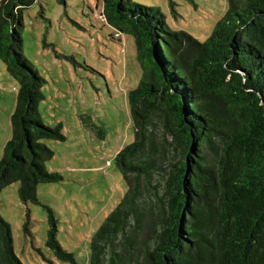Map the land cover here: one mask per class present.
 Listing matches in <instances>:
<instances>
[{
	"label": "trees",
	"instance_id": "obj_1",
	"mask_svg": "<svg viewBox=\"0 0 264 264\" xmlns=\"http://www.w3.org/2000/svg\"><path fill=\"white\" fill-rule=\"evenodd\" d=\"M35 1L0 0V60L19 83L0 192L18 182L26 207L41 205L39 184L61 181L44 164L54 155L47 142L65 140L40 120L43 80L22 54V11ZM102 12L133 37L142 82L128 95L135 140L114 159L129 190L94 235L89 264H264V0H228L203 43L133 0H102ZM41 206L46 247L75 264ZM153 214L157 227L136 240ZM0 264H22L1 216Z\"/></svg>",
	"mask_w": 264,
	"mask_h": 264
},
{
	"label": "rangeland",
	"instance_id": "obj_2",
	"mask_svg": "<svg viewBox=\"0 0 264 264\" xmlns=\"http://www.w3.org/2000/svg\"><path fill=\"white\" fill-rule=\"evenodd\" d=\"M133 2L158 8L170 32L200 43L228 11V0ZM101 13L102 0H36L22 11L20 30L22 54L43 80L40 120L50 128L60 126L65 138L47 142L54 155L44 164L61 181L39 184L36 196L52 209L57 240L75 264H89L94 235L128 193L114 159L135 140L128 95L142 82L133 37L104 23ZM18 89L0 60V161L12 138ZM19 187L15 182L0 192V216L10 226L16 256L22 264H69L46 247L47 214L41 205H23ZM157 225L153 214L136 240H147Z\"/></svg>",
	"mask_w": 264,
	"mask_h": 264
},
{
	"label": "built area",
	"instance_id": "obj_3",
	"mask_svg": "<svg viewBox=\"0 0 264 264\" xmlns=\"http://www.w3.org/2000/svg\"><path fill=\"white\" fill-rule=\"evenodd\" d=\"M99 18H100L104 23H106V19H105L104 15H103V12L101 13V15H100Z\"/></svg>",
	"mask_w": 264,
	"mask_h": 264
}]
</instances>
